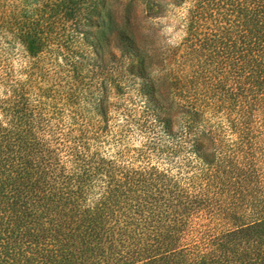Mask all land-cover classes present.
Segmentation results:
<instances>
[{
    "label": "trees",
    "instance_id": "1",
    "mask_svg": "<svg viewBox=\"0 0 264 264\" xmlns=\"http://www.w3.org/2000/svg\"><path fill=\"white\" fill-rule=\"evenodd\" d=\"M163 1L0 0V264H264V0H173L170 80L131 25Z\"/></svg>",
    "mask_w": 264,
    "mask_h": 264
},
{
    "label": "rangeland",
    "instance_id": "2",
    "mask_svg": "<svg viewBox=\"0 0 264 264\" xmlns=\"http://www.w3.org/2000/svg\"><path fill=\"white\" fill-rule=\"evenodd\" d=\"M173 0H164L162 5H152L149 8H142L137 24H131L137 39L148 46H152L163 52L164 62L157 65V75L165 76L169 80L174 76L175 64L177 62L171 52L172 48L180 42L182 32L179 28V19L186 14V8L172 3ZM16 27L8 24H0V98L3 96L4 87L1 79L22 78V70L25 66V57L20 46L17 44ZM128 79V78H126ZM122 94H113L111 101L113 104L112 119L115 128L118 124L126 123L124 112L126 110L135 111L138 114L141 101L135 91L133 83H124ZM115 108V109H114ZM129 144L134 146L140 144L145 138L144 133H140L137 127L131 126L128 135ZM10 145L5 156L8 159H20L23 152L17 149L15 138L9 137ZM126 142V141H125ZM14 151H16L14 155ZM19 152V153H17ZM17 167L18 165H13ZM60 174L62 171L60 170Z\"/></svg>",
    "mask_w": 264,
    "mask_h": 264
}]
</instances>
